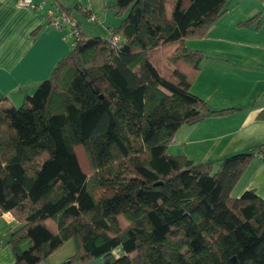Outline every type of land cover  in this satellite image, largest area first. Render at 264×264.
I'll return each instance as SVG.
<instances>
[{"label":"trees","instance_id":"1","mask_svg":"<svg viewBox=\"0 0 264 264\" xmlns=\"http://www.w3.org/2000/svg\"><path fill=\"white\" fill-rule=\"evenodd\" d=\"M225 4L114 0L108 37L78 28L21 105L0 104L11 264H38L69 240L73 252L55 264H264V198L231 194L264 142L218 162L167 153L180 126L237 109H211L190 90L202 54L185 41Z\"/></svg>","mask_w":264,"mask_h":264},{"label":"crops","instance_id":"2","mask_svg":"<svg viewBox=\"0 0 264 264\" xmlns=\"http://www.w3.org/2000/svg\"><path fill=\"white\" fill-rule=\"evenodd\" d=\"M113 2L102 0L107 23L105 28L97 27L102 37H108L110 27L120 21L108 8ZM44 5L70 9L80 30V10L98 19L92 0H44ZM72 42L71 30L55 28L42 11L19 6L17 0H0V104L21 105L25 96L32 94L57 61L71 50ZM185 43L202 54L191 92L211 109H237L180 126L167 153L183 154L194 161L218 162L263 143L264 0H226L224 13L205 35L186 39ZM246 189H254L264 198V155L250 160L231 194L237 196ZM15 224L10 213L0 215V264L13 261L7 238ZM60 259L38 264H55ZM99 262L95 259L74 264H102Z\"/></svg>","mask_w":264,"mask_h":264},{"label":"rangeland","instance_id":"3","mask_svg":"<svg viewBox=\"0 0 264 264\" xmlns=\"http://www.w3.org/2000/svg\"><path fill=\"white\" fill-rule=\"evenodd\" d=\"M92 2L94 5L93 10L98 15L97 16L98 19H97V21H94V22L90 21L88 19V16L86 14L85 15L82 14V12L80 10V12H79L80 14H78L79 15L78 18L80 20V27H81V30L85 36H96V35L101 36L99 31L97 30V27L102 25V27L105 28L107 26V23L105 22V19H104V13L102 11V10H104V8L102 7V0H92ZM80 6L84 7V5H80ZM74 9L76 10V8H74ZM117 24H119V23H117ZM110 28H113V26ZM69 40L71 41V39H69ZM79 156L82 158L81 154H79ZM73 249H74L73 248V242L69 240V242L67 241L66 243H64L60 248H58L56 251L51 253L45 260L41 261V263H54L59 258H61L60 260L62 261L64 258L69 256L68 254H70ZM114 252L118 253V250H115ZM103 258H104L103 256H99V257H95V258L91 259L90 261L95 260V259H100L99 263H103Z\"/></svg>","mask_w":264,"mask_h":264},{"label":"built area","instance_id":"4","mask_svg":"<svg viewBox=\"0 0 264 264\" xmlns=\"http://www.w3.org/2000/svg\"><path fill=\"white\" fill-rule=\"evenodd\" d=\"M17 4L22 7H29L32 9L40 10L45 14L49 23L55 28L61 29L62 27H68V29L71 30L73 36L77 34V29L79 26L77 22L70 15H67L64 11H57L51 6H45L44 0H17ZM87 16L88 19L93 22L97 19L96 16L91 13H89ZM112 41L113 43H117L119 41V36L115 35L114 37H112Z\"/></svg>","mask_w":264,"mask_h":264}]
</instances>
